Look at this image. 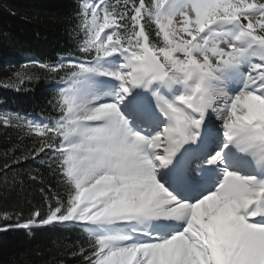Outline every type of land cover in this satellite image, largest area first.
Listing matches in <instances>:
<instances>
[{
  "label": "snow or ice",
  "instance_id": "1",
  "mask_svg": "<svg viewBox=\"0 0 264 264\" xmlns=\"http://www.w3.org/2000/svg\"><path fill=\"white\" fill-rule=\"evenodd\" d=\"M69 3L74 52L21 66L50 74L49 118L0 98V127L39 138L2 190L42 201L0 232L79 228L83 264H264V0Z\"/></svg>",
  "mask_w": 264,
  "mask_h": 264
},
{
  "label": "trees",
  "instance_id": "2",
  "mask_svg": "<svg viewBox=\"0 0 264 264\" xmlns=\"http://www.w3.org/2000/svg\"><path fill=\"white\" fill-rule=\"evenodd\" d=\"M9 8L15 15L9 13ZM70 8L69 0H0V83L12 85L0 87V98L7 101V109L29 113L36 119H47L51 115L47 104L54 95L50 74L38 67L21 66L29 59L55 63L60 57L74 52L63 32L64 20ZM14 71L27 72L33 79L16 84L7 79ZM38 139L25 137L23 132L16 129L6 131L0 127V165L9 160L10 149L14 145L24 151L32 148ZM28 167L24 165L20 171ZM31 167L35 168L36 165ZM2 188L0 185V212L22 210L21 219H27L30 211L42 204L38 185L25 184L22 190L8 192ZM3 223L0 220V225ZM87 240V233L73 227L0 232V262L83 264L71 252L80 244L86 246Z\"/></svg>",
  "mask_w": 264,
  "mask_h": 264
}]
</instances>
